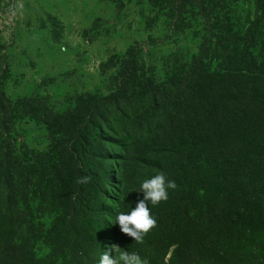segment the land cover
Wrapping results in <instances>:
<instances>
[{"label": "rangeland", "instance_id": "obj_1", "mask_svg": "<svg viewBox=\"0 0 264 264\" xmlns=\"http://www.w3.org/2000/svg\"><path fill=\"white\" fill-rule=\"evenodd\" d=\"M132 64L138 71L127 74ZM207 73L215 94L225 86L228 100L240 95L251 126L243 148L227 156L236 168L243 156L241 166L252 175L248 190H261L264 0H0V91L7 106L0 118V261L65 264L75 254L83 232L74 216L90 206L94 189L79 186L69 150L74 132L86 136L90 121L106 124L110 137L106 214L129 211L139 187L130 150L139 138L174 135L181 84L193 88L195 77ZM150 90L163 103L148 105ZM131 120L140 128L121 133ZM120 137L128 146H120ZM191 175L178 182L186 194L182 228L197 208ZM246 193L232 194L233 213L257 221L258 204ZM257 226L251 231L260 235ZM112 240L106 247L113 252ZM11 245L19 252L8 256ZM245 253L247 264H264V252Z\"/></svg>", "mask_w": 264, "mask_h": 264}, {"label": "trees", "instance_id": "obj_2", "mask_svg": "<svg viewBox=\"0 0 264 264\" xmlns=\"http://www.w3.org/2000/svg\"><path fill=\"white\" fill-rule=\"evenodd\" d=\"M195 61L203 64L200 57ZM137 71L132 64L127 74ZM195 83L193 88L188 86L190 83L180 86L181 110L174 121L178 131L163 140L152 136L141 142L139 138L140 143H135L130 150L132 160L136 161L138 183L158 172H163L166 179L176 183L174 190H168L166 200L156 205L147 204L155 225L142 236L140 242L120 231L114 223L116 215L106 214L104 198L110 179L107 149L110 137L104 132L106 124L100 120L90 121L86 126V136L74 132L69 151L75 165V176L80 187L85 182L92 185L94 196L82 215L76 213L74 216V225L83 232L82 239L76 244L75 254L65 264H97L100 254L106 250L110 256L117 255L118 250L134 252L145 264H247L249 256L245 248L256 253L264 252V187L249 191L248 182L252 180V175L241 166L243 156H239L238 168L227 156L232 149L243 148L244 133L251 126L243 119L244 107L239 97L241 82L233 84L239 95L234 102L226 98L225 86L223 89L219 86V93L215 94L208 73L195 77ZM145 96L148 105H160L164 101L157 90L147 91ZM216 96H221V99L215 101ZM98 105L95 103L93 107ZM6 108L0 91V118ZM231 113L233 122L230 121ZM140 126V121L131 120L126 132L121 133L133 135ZM113 127V135L119 136L121 133ZM231 136L233 144L229 142ZM120 139V146H128L127 139ZM261 163V170L264 171V164ZM191 171V179L197 183L193 198L197 208L192 216L188 215L192 221L189 228H182L181 222L187 220L186 210L181 209L186 194L179 191L178 182L183 174ZM84 177H87L86 181ZM231 187L236 191L228 192ZM234 192H245L247 201L258 204L257 221L253 218L241 219L233 213ZM257 224L261 225L260 235L251 231V225L258 227ZM109 239L116 243L113 252L106 247V240ZM13 252H19L15 245L10 246L8 256ZM169 252L171 256L165 262ZM2 261L0 264H4Z\"/></svg>", "mask_w": 264, "mask_h": 264}, {"label": "clouds", "instance_id": "obj_3", "mask_svg": "<svg viewBox=\"0 0 264 264\" xmlns=\"http://www.w3.org/2000/svg\"><path fill=\"white\" fill-rule=\"evenodd\" d=\"M84 181L87 177L83 178ZM176 183L172 179H166L163 172H158L150 178H145L139 183L135 206L127 212H118L115 216V224L122 233L140 242L142 236L155 225V219L150 215L147 204L156 205L168 198V190H174ZM97 264H145L134 252L119 251L110 256L106 250L100 254Z\"/></svg>", "mask_w": 264, "mask_h": 264}]
</instances>
